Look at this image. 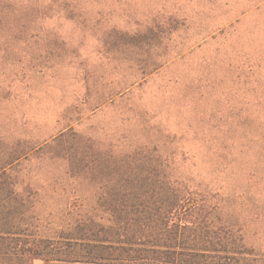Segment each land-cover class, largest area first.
<instances>
[{
    "label": "rangeland",
    "instance_id": "rangeland-1",
    "mask_svg": "<svg viewBox=\"0 0 264 264\" xmlns=\"http://www.w3.org/2000/svg\"><path fill=\"white\" fill-rule=\"evenodd\" d=\"M137 147L220 193L264 252V0H0V167L20 225L111 223L101 175L71 160Z\"/></svg>",
    "mask_w": 264,
    "mask_h": 264
},
{
    "label": "trees",
    "instance_id": "trees-1",
    "mask_svg": "<svg viewBox=\"0 0 264 264\" xmlns=\"http://www.w3.org/2000/svg\"><path fill=\"white\" fill-rule=\"evenodd\" d=\"M71 135L91 142L73 132L59 139ZM96 153L82 159L80 170L71 160V171L101 175L97 201L111 223L79 219L54 236L20 225L27 211L15 203L24 199L12 187L7 166L0 167V264H264V252L250 246L242 225L213 201L220 193L181 180L156 149Z\"/></svg>",
    "mask_w": 264,
    "mask_h": 264
}]
</instances>
